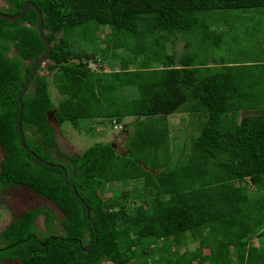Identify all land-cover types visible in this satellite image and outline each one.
<instances>
[{
  "label": "trees",
  "instance_id": "obj_1",
  "mask_svg": "<svg viewBox=\"0 0 264 264\" xmlns=\"http://www.w3.org/2000/svg\"><path fill=\"white\" fill-rule=\"evenodd\" d=\"M5 1L0 11L15 14L25 0ZM29 1L52 44L46 68L53 73L49 80L39 66L22 92L23 143L59 163L79 199L60 168L40 164L18 144L15 96L31 60L45 50L35 11L27 8L18 19L0 18V186L22 185L48 199L62 213L61 236L46 206L24 209L0 230V262L264 264V247L250 242L264 238V61L227 62L215 54L227 35L218 30L227 22L219 12L263 19L264 0ZM176 36L184 51L167 53L165 41ZM72 38H81L82 47L75 50ZM118 47L125 53L117 69H90L89 61L118 57ZM50 84L61 95L56 105ZM176 111L200 121L171 165L164 116ZM49 114L75 129L83 119L135 121L123 155L108 142L69 155L56 147ZM131 180L140 188L128 189ZM109 182L120 184L119 195L104 196ZM38 215L41 235L33 223ZM194 241L192 249H169Z\"/></svg>",
  "mask_w": 264,
  "mask_h": 264
},
{
  "label": "rangeland",
  "instance_id": "obj_2",
  "mask_svg": "<svg viewBox=\"0 0 264 264\" xmlns=\"http://www.w3.org/2000/svg\"><path fill=\"white\" fill-rule=\"evenodd\" d=\"M5 0H0V8H6L8 5ZM256 14L258 12H255ZM246 17L240 11L237 10H225L223 13L219 12V19H227L226 26L219 24V31L227 33L224 35L220 45L215 50V54L220 56L224 61H264V28L262 26V21L264 18H250L251 13H245ZM241 16L242 18H238ZM255 21H259V25H255ZM256 27V28H255ZM256 29L255 32H250L251 29ZM173 42L165 41V50L167 53L174 51L175 54H179L184 51V41L182 38L175 37ZM72 47L78 50L82 47L81 38H72L70 40ZM99 45H104V40L100 39ZM79 47V48H78ZM118 57H110L109 55L99 60L98 62L89 61L88 64L92 71H109L118 68V58L124 56L123 47H118L116 50ZM217 52V53H216ZM12 50L9 51V55H13ZM77 62L78 59H73ZM49 61H45L41 64L38 72L40 74H47L48 79H51V74L53 72L48 71L46 65ZM156 65L152 63V66ZM50 95L53 100V104L56 105L61 95L56 91L52 84L49 85ZM132 95L130 89H125V93L130 95V97L135 96L136 92L132 88ZM260 106H264L261 101ZM135 118L123 117L120 121H115L113 118L110 119H83L80 121L79 129H75L68 123H63L58 125L52 116L49 114L48 123L52 127L55 134L56 147L60 152L65 154L80 153L86 147L90 146L94 142H108L111 143L116 152L123 155L125 148L126 136L129 133L132 123ZM199 116L192 115L184 111H176L171 114L164 116V122L168 125V148L170 150V164L176 163L178 158L179 149L181 147H188L192 136L197 135V129L199 125ZM53 157H58L53 154ZM1 158V151H0ZM140 181H130L128 189L140 188ZM121 186L118 182L108 183L104 191V196L112 197L117 196L120 193ZM249 193H252V188L248 189ZM131 199V193L129 197L126 198L127 201ZM137 201L128 202L130 206L136 204ZM46 206L54 214V226L59 229V219L62 217V213L46 198L41 195L36 194L32 190L28 189L22 185H3L0 186V230L4 228L9 222L15 220L24 209ZM34 225L36 227V233L41 235L44 231L42 216L38 215L34 220ZM250 242L254 247H264V238L253 237ZM160 243L157 242L156 245ZM198 245L197 241L183 243L182 246H176L172 244L169 249H178L183 251L185 248L192 249ZM205 245V244H204ZM203 245V246H204ZM208 246L205 245L202 249L203 253H208ZM157 256V255H155ZM0 264H16V259H3ZM100 264H114L110 261L102 259Z\"/></svg>",
  "mask_w": 264,
  "mask_h": 264
},
{
  "label": "water",
  "instance_id": "obj_3",
  "mask_svg": "<svg viewBox=\"0 0 264 264\" xmlns=\"http://www.w3.org/2000/svg\"><path fill=\"white\" fill-rule=\"evenodd\" d=\"M27 8H32L35 11V14H36V31L38 33V37L42 40V42H43V44L45 46V50L40 55L34 57L31 60L30 65H29V71H28L26 77L24 78L23 83L20 85V87H19V89H18V91L16 93V96H15L16 102H17V114H16V120H15V128H16L17 133L19 134L18 144L28 154H30L32 157H34L40 164L46 165V166H54V167L60 168L62 170V181H63V183L65 185H67L68 187H70L71 193L73 195H76L75 190L73 189L72 183L66 181L65 171L63 170V168L61 167V165L59 163L51 164L50 162H47V161H45L43 159H40L23 143V133L20 130V114H21V109H22L21 95H22V92L25 90L26 85L29 83L30 78L37 71V68L39 66H41V64L44 63L47 60V57H48L49 51H50V49L52 47V44L45 37V32H44V30L42 28V23H41V19H42L41 18V13L38 10V8L36 7V5L34 3H32L31 1L25 0L22 3L19 11L17 13H15V14H8V13L0 11V18L12 21V20L20 18ZM25 63L27 64V63H29V61L26 60ZM76 197L79 199V196L76 195ZM84 215L85 216L88 215L87 208H85V210H84ZM88 222L90 224L92 223V221L90 219H88ZM93 242H94V240H93ZM91 246H92V244L83 246L82 247V251L83 252H87L88 249Z\"/></svg>",
  "mask_w": 264,
  "mask_h": 264
},
{
  "label": "flooded vegetation",
  "instance_id": "obj_4",
  "mask_svg": "<svg viewBox=\"0 0 264 264\" xmlns=\"http://www.w3.org/2000/svg\"><path fill=\"white\" fill-rule=\"evenodd\" d=\"M4 2H6V1H4ZM8 5V4H7ZM7 8V7H6ZM4 8H1V10H3ZM61 212V211H60ZM59 220H61V218L59 219ZM56 232L61 236V223H59V229L57 230L56 229Z\"/></svg>",
  "mask_w": 264,
  "mask_h": 264
}]
</instances>
